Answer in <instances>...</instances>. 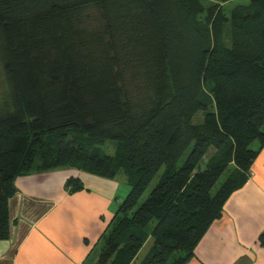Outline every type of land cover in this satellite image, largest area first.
Returning <instances> with one entry per match:
<instances>
[{"label":"trees","instance_id":"1","mask_svg":"<svg viewBox=\"0 0 264 264\" xmlns=\"http://www.w3.org/2000/svg\"><path fill=\"white\" fill-rule=\"evenodd\" d=\"M208 1L0 0V239L14 179L69 166L129 185L93 264L192 259L264 145V0Z\"/></svg>","mask_w":264,"mask_h":264},{"label":"crops","instance_id":"2","mask_svg":"<svg viewBox=\"0 0 264 264\" xmlns=\"http://www.w3.org/2000/svg\"><path fill=\"white\" fill-rule=\"evenodd\" d=\"M253 149L245 180L186 264H264V145ZM70 176L82 187L68 190ZM119 176L69 166L17 176L8 199V236L0 239V264H93L127 191L125 175Z\"/></svg>","mask_w":264,"mask_h":264},{"label":"rangeland","instance_id":"3","mask_svg":"<svg viewBox=\"0 0 264 264\" xmlns=\"http://www.w3.org/2000/svg\"><path fill=\"white\" fill-rule=\"evenodd\" d=\"M202 3H203L204 6H207L206 4L210 3V1L205 0V2H202ZM244 3H245V0H231V1L225 2L223 7L225 9V12H227L229 14L230 12L235 11V10L238 11V12L239 11H243L242 8L244 7L243 6ZM237 5H240V6L237 7ZM203 17H204L203 14L198 15V18H199L200 21L202 20ZM223 38H224L223 40L221 39V42H223L222 44H228V41H229L228 35L226 34ZM256 145H257V142H253L251 144V148H254ZM115 148H116V142H114V141H107L104 144L105 152L108 153V154H113L115 152ZM204 160L202 161V163H204ZM162 170H163V168H161L158 171V173L153 177L152 181L149 183V185L147 186L146 190L144 191V193L140 197L139 203L141 201H143L147 197V195L149 194L151 189L157 183V181L159 180L160 175L162 173ZM118 175L123 176V173L120 172ZM224 176H225V174H223L220 177V179L217 181V183L214 185L213 191L217 188V186L219 185V182L221 180H223ZM126 187H127V191H126L125 195L127 194L128 190H129V185L126 184ZM152 243H153V239L151 237L146 239V241L144 242L143 246L139 250L138 254L134 258V262L132 264H140L142 262V260L144 259V257L148 253ZM101 244H102V242L100 243V245ZM99 248L100 247L97 248L98 251H99Z\"/></svg>","mask_w":264,"mask_h":264}]
</instances>
